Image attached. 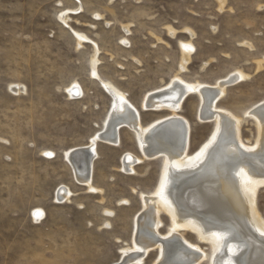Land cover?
I'll use <instances>...</instances> for the list:
<instances>
[{"label": "rangeland", "instance_id": "obj_1", "mask_svg": "<svg viewBox=\"0 0 264 264\" xmlns=\"http://www.w3.org/2000/svg\"><path fill=\"white\" fill-rule=\"evenodd\" d=\"M223 1L0 0V264H115L133 245L139 194L158 186L163 157L124 171L123 156L142 153L133 133L121 128L118 145L94 147L91 181L98 192L75 180L64 157L103 128L114 100L102 82L125 95L144 127L169 111L143 110L141 100L175 75L216 86L241 71L247 77L229 83L215 105L244 118L264 102V0ZM180 43L192 50L185 70ZM199 106L198 94L190 93L179 111L188 122L189 157L214 130L213 121L199 119ZM244 119L240 137L252 148L257 129ZM60 187L72 194L63 203L55 201ZM256 206L264 220V186ZM160 219L165 236L170 217L162 212ZM179 234L208 264L209 244L190 231ZM158 257L152 249L141 264Z\"/></svg>", "mask_w": 264, "mask_h": 264}, {"label": "bare ground", "instance_id": "obj_2", "mask_svg": "<svg viewBox=\"0 0 264 264\" xmlns=\"http://www.w3.org/2000/svg\"><path fill=\"white\" fill-rule=\"evenodd\" d=\"M217 1L220 6L224 3ZM167 31L171 36L175 35L170 29ZM124 32L130 33L127 27ZM179 46L181 70H185L191 45L180 43ZM95 65L92 60V71ZM246 77L238 71L216 86H209L190 85L175 75L167 87L151 91L141 100L143 110L169 111L168 115L147 127L140 122L139 110L122 92L108 82L101 83L114 103L103 128L90 144L64 154L75 180L88 192H98L91 181L94 147L97 141L118 145L119 130L123 127L133 133L142 153L140 159L126 153L121 160L124 171H133L134 162L163 157L158 186L150 194H139L143 210L134 217L133 245L121 250V258L115 264H141L152 249H158L160 254L155 264H202L205 254L186 242L179 234L181 231H190L200 242L209 244L208 264H264V254L252 259L254 249L259 245L264 247V220L256 206L258 189L264 186V102L244 113V118H251L257 129L258 140L252 148L244 146L240 137L241 125L246 119L215 105L229 83ZM15 88L19 91V86ZM68 92L72 96L76 87L72 86ZM190 93H197L201 100L199 119L214 122L210 140L193 157H189L188 122L179 115L181 105ZM162 126L164 128L156 132ZM181 183L185 186L181 190L182 198H179ZM71 196L67 188L60 187L55 201L63 203ZM162 212L169 215L171 224L165 236L159 235ZM34 220L38 221V218L34 216Z\"/></svg>", "mask_w": 264, "mask_h": 264}, {"label": "water", "instance_id": "obj_3", "mask_svg": "<svg viewBox=\"0 0 264 264\" xmlns=\"http://www.w3.org/2000/svg\"><path fill=\"white\" fill-rule=\"evenodd\" d=\"M164 127L162 126V127H160L156 132H158V131H161L162 129H163ZM77 156H79V154L77 155ZM184 186H185V183H181V184H179V187H178V195L177 196H179V198L181 197L182 198V192H181V190L184 188ZM214 212H217V213H219V211H214ZM219 215H221V216H225L223 213L221 214H219ZM254 257H252V259L254 258H259V257H262L263 256V254H264V247L263 246H261V245H259V246H257L255 249H254Z\"/></svg>", "mask_w": 264, "mask_h": 264}]
</instances>
